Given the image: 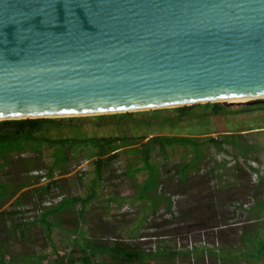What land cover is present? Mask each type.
I'll return each mask as SVG.
<instances>
[{
    "label": "rangeland",
    "instance_id": "1",
    "mask_svg": "<svg viewBox=\"0 0 264 264\" xmlns=\"http://www.w3.org/2000/svg\"><path fill=\"white\" fill-rule=\"evenodd\" d=\"M244 103L229 106L217 116L198 108L192 119L171 127L141 124L126 129L106 120L96 126V120L86 118L94 116L90 115L77 116L82 119L78 124L64 120L59 129L49 128L47 136L53 138H116L125 131L134 138L179 135L198 139L201 158L196 168L186 172L185 183L178 181L176 167L192 158L189 147L166 149L164 155L151 152L159 184L142 198L140 185L146 172L125 174L142 166L139 155L130 150L134 146L119 149L116 159L103 162L95 184V158H90L95 148L90 146L69 150L51 177L47 173L54 161L52 148L0 155V184H5V195L0 197V213L5 212L0 215L4 263L59 264L63 257L64 264H81L85 242L112 245L118 241L154 254L146 262L131 264H264V257L257 256L258 242L264 243V108L257 106L264 105V97ZM148 111L152 110L138 112L142 117ZM209 137L230 143L220 150L204 143ZM51 182L56 186L44 189ZM93 192V198L82 206L81 200ZM75 197L79 199L75 204L46 217L52 226L39 221L41 213ZM175 251L177 255H169ZM92 262L116 264L103 254L92 257Z\"/></svg>",
    "mask_w": 264,
    "mask_h": 264
},
{
    "label": "water",
    "instance_id": "2",
    "mask_svg": "<svg viewBox=\"0 0 264 264\" xmlns=\"http://www.w3.org/2000/svg\"><path fill=\"white\" fill-rule=\"evenodd\" d=\"M261 95L264 0H0V120Z\"/></svg>",
    "mask_w": 264,
    "mask_h": 264
},
{
    "label": "trees",
    "instance_id": "3",
    "mask_svg": "<svg viewBox=\"0 0 264 264\" xmlns=\"http://www.w3.org/2000/svg\"><path fill=\"white\" fill-rule=\"evenodd\" d=\"M230 102V101H228ZM236 103V102H231ZM264 108V105L257 106ZM201 108L203 110H208L210 116L221 115L226 112L227 107H224L220 103H205V104H196L191 106H182L171 109H158L148 111L147 115H140L141 112L137 113H117L109 115H97L86 118H93L96 120V126H100L101 122L106 120L111 122L113 125H118L120 128L125 127L130 128L137 127L141 124L143 125H158L160 127H171L176 126L181 122L192 119L194 116V110ZM135 116L140 117V120H137ZM207 116V115H204ZM64 120L68 122L76 123L78 120H82L76 117L70 118H33V119H18V120H3L0 121V155L9 154L11 152L23 153L24 151H31L33 153H38L43 147L52 148L54 153V161L52 166L49 168L47 175L52 176V171L56 166H60L61 163H64L67 159L66 153L72 151L76 146H87L95 148L90 154V158L94 159L95 164V178L92 179V184H95L96 180H99L102 173V164L103 162H108L109 160L116 159L118 157L119 149L126 146H134L130 148L131 151L136 152L139 155L142 166L140 168L127 169L125 174H135L139 171H145L147 174L146 180L140 185V198L143 195L157 187L159 184L157 181L158 178V167L155 163L150 162L151 152L158 150L164 155L166 149H171L176 146L189 147L191 149L192 158L187 162L182 163L176 167V172L179 175L178 181L185 183L186 181V172L190 169L196 168V162L201 158L200 154V142L196 138L189 136H179V135H160L152 136L148 138L147 136H140L134 138L132 136L125 135V131L120 137L116 138H104V137H85L84 135H77L73 137H49L47 132L50 127L59 129ZM78 124V123H76ZM146 139V140H145ZM139 146L135 147L139 142ZM206 144H214L217 149L223 150V144H229L228 140H218L216 138L209 137L204 140ZM251 170L255 171L250 167ZM256 172V171H255ZM51 186H56L55 182H51L44 187L48 190ZM5 187V184H0V197L4 196L5 193L2 192V189ZM94 192L90 193L86 199H82V206L92 199ZM138 198V199H140ZM163 199V197H160ZM167 209L170 207L169 198L165 197ZM79 199L70 198L68 200H61L55 207L47 209L39 216V221L45 224L48 228L52 226V223L46 221L48 215H55L60 212L64 207L75 204ZM5 212L0 213L4 215ZM21 234L23 231L20 232ZM99 252L101 254L109 255L116 264L119 262L125 263H143L145 260H150L154 257V254L147 253L136 247L131 248L127 245L121 244L118 241H114L112 245L100 244L98 241H92L90 244H86L81 250V264H93L92 257L93 255ZM178 254L177 251L169 252L170 256ZM258 257H264V243L258 242ZM64 258L60 257L59 264L63 263ZM146 262V261H145ZM0 264L4 263V256L0 252Z\"/></svg>",
    "mask_w": 264,
    "mask_h": 264
},
{
    "label": "bare ground",
    "instance_id": "4",
    "mask_svg": "<svg viewBox=\"0 0 264 264\" xmlns=\"http://www.w3.org/2000/svg\"><path fill=\"white\" fill-rule=\"evenodd\" d=\"M260 97H264V95H261ZM254 98H259V97L258 96H238V97H228V98H223V99L220 98L217 100L221 101V102L230 101V102H236V103H244V102H247L248 100L254 99ZM217 100L215 99L213 101H217ZM88 115H91V114H88ZM61 116H64V115H61ZM58 117H60V116H58ZM64 117H66V116H64Z\"/></svg>",
    "mask_w": 264,
    "mask_h": 264
},
{
    "label": "crops",
    "instance_id": "5",
    "mask_svg": "<svg viewBox=\"0 0 264 264\" xmlns=\"http://www.w3.org/2000/svg\"><path fill=\"white\" fill-rule=\"evenodd\" d=\"M97 254H101V253H99V252H96L94 255H93V257L95 256V255H97ZM103 255H105V254H103ZM177 255V254H176ZM112 259V258H111Z\"/></svg>",
    "mask_w": 264,
    "mask_h": 264
}]
</instances>
